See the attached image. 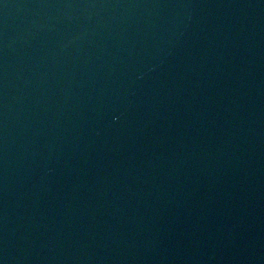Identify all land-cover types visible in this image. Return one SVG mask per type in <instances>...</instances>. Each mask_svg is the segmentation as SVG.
<instances>
[{"label": "water", "instance_id": "water-1", "mask_svg": "<svg viewBox=\"0 0 264 264\" xmlns=\"http://www.w3.org/2000/svg\"><path fill=\"white\" fill-rule=\"evenodd\" d=\"M0 264H264V0H0Z\"/></svg>", "mask_w": 264, "mask_h": 264}]
</instances>
